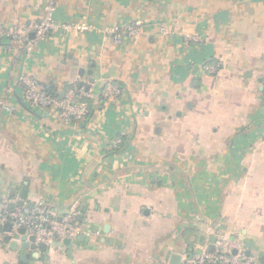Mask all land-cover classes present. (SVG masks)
Instances as JSON below:
<instances>
[{"label": "crops", "instance_id": "1", "mask_svg": "<svg viewBox=\"0 0 264 264\" xmlns=\"http://www.w3.org/2000/svg\"><path fill=\"white\" fill-rule=\"evenodd\" d=\"M48 2L0 0V202L74 211L78 232L23 250L0 221V264H183L217 233L264 264V0H57L28 51L14 35ZM23 74L89 114L28 108Z\"/></svg>", "mask_w": 264, "mask_h": 264}, {"label": "built area", "instance_id": "2", "mask_svg": "<svg viewBox=\"0 0 264 264\" xmlns=\"http://www.w3.org/2000/svg\"><path fill=\"white\" fill-rule=\"evenodd\" d=\"M56 1L49 0L44 7L45 15L43 20L31 28L35 34L34 40L28 38V30L14 35L16 40L25 44L26 50L30 51L33 49L36 43L44 40L54 28L52 15L55 11ZM141 25L142 22L137 21L133 25L117 26L112 30V36L115 40H119L121 32L125 31L128 36L133 37L139 32ZM70 28L81 31L85 30L86 26L84 24H74L71 27H65V29ZM19 83L22 86V101L30 109L46 111L50 108H57L60 109V115L64 119L76 123L82 122L89 114L88 105L82 101L81 95L76 94V90H70L65 101L57 102L45 92L32 75L23 74L19 79ZM118 94L119 91L117 89L107 86L102 96L106 101H113ZM120 143L121 141L118 139L113 144L116 146ZM0 221L11 225V234L23 229L27 238H34L35 244H46L53 241L70 242L75 239L78 232L76 213L74 211L58 216L43 200H39L28 207H19L9 201H2L0 202ZM215 237L212 252L205 251L200 255L190 257L183 264H254L243 253L233 255L232 253L236 250V246L233 242L226 239L224 235L217 233Z\"/></svg>", "mask_w": 264, "mask_h": 264}, {"label": "water", "instance_id": "3", "mask_svg": "<svg viewBox=\"0 0 264 264\" xmlns=\"http://www.w3.org/2000/svg\"><path fill=\"white\" fill-rule=\"evenodd\" d=\"M5 233L8 234L5 236V242L7 243L9 240H14V241H19L20 246L23 250H36L37 248L41 249L42 251L45 250L46 246L44 244H40L39 246L35 244L34 238L33 237H28L25 235L23 229H19L16 233L11 234V225L10 224H5L4 225ZM215 241V237L212 236L210 238V245H209V252L213 251V244ZM12 247L16 246L15 243H12ZM189 259V257H188ZM171 263L170 264H180V257L177 255H172L171 257Z\"/></svg>", "mask_w": 264, "mask_h": 264}, {"label": "rangeland", "instance_id": "4", "mask_svg": "<svg viewBox=\"0 0 264 264\" xmlns=\"http://www.w3.org/2000/svg\"><path fill=\"white\" fill-rule=\"evenodd\" d=\"M110 86V85H109ZM116 89V88H115ZM105 100V99H104ZM120 141H121V139H120Z\"/></svg>", "mask_w": 264, "mask_h": 264}]
</instances>
